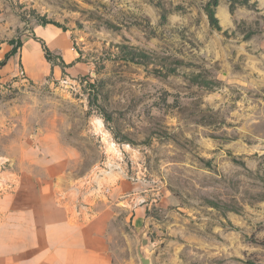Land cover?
I'll return each mask as SVG.
<instances>
[{
	"label": "rangeland",
	"instance_id": "1",
	"mask_svg": "<svg viewBox=\"0 0 264 264\" xmlns=\"http://www.w3.org/2000/svg\"><path fill=\"white\" fill-rule=\"evenodd\" d=\"M12 49L0 171L44 142L65 185L112 207V264H139L145 222L152 264H264V0H0V61Z\"/></svg>",
	"mask_w": 264,
	"mask_h": 264
},
{
	"label": "crops",
	"instance_id": "2",
	"mask_svg": "<svg viewBox=\"0 0 264 264\" xmlns=\"http://www.w3.org/2000/svg\"><path fill=\"white\" fill-rule=\"evenodd\" d=\"M33 32L50 49L64 53L69 46L58 28L34 26ZM26 51V69L39 76L46 68L40 44L33 41ZM48 140L57 148L55 137ZM41 146L31 155L35 164L0 171V264H112V207L97 201V194L65 185L59 162L45 165L50 153Z\"/></svg>",
	"mask_w": 264,
	"mask_h": 264
},
{
	"label": "water",
	"instance_id": "3",
	"mask_svg": "<svg viewBox=\"0 0 264 264\" xmlns=\"http://www.w3.org/2000/svg\"><path fill=\"white\" fill-rule=\"evenodd\" d=\"M148 229L149 225L145 222L144 227L140 229L136 236V253L139 264H152L151 255L146 251L149 245Z\"/></svg>",
	"mask_w": 264,
	"mask_h": 264
},
{
	"label": "trees",
	"instance_id": "4",
	"mask_svg": "<svg viewBox=\"0 0 264 264\" xmlns=\"http://www.w3.org/2000/svg\"><path fill=\"white\" fill-rule=\"evenodd\" d=\"M204 11H205V14L207 15V18L209 20L210 25L214 29L220 30V26L218 24V20H217V18L215 16L214 7H211L210 5H206L205 8H204ZM42 44H43L42 47H43V50H44V53H45V58L47 60H51V58L49 57V49H48V47L44 43H42ZM14 53H15L14 49H12L8 53H6L5 57L0 61V67H3L6 64L7 60L10 58L9 56H11Z\"/></svg>",
	"mask_w": 264,
	"mask_h": 264
}]
</instances>
